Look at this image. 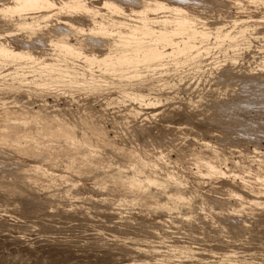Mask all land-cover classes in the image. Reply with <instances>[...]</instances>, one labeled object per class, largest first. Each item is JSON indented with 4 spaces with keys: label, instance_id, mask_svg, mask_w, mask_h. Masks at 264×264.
I'll return each mask as SVG.
<instances>
[{
    "label": "rangeland",
    "instance_id": "rangeland-1",
    "mask_svg": "<svg viewBox=\"0 0 264 264\" xmlns=\"http://www.w3.org/2000/svg\"><path fill=\"white\" fill-rule=\"evenodd\" d=\"M86 1L90 3V0L89 1L86 0ZM175 1L177 3L182 2V1L186 2L185 0H175ZM187 1H188L187 3L188 5L190 4V2L191 4L195 3L198 8H195L193 4L192 5L194 7L193 9H196V10L198 9L199 12L203 11L202 13L204 14V17L206 15L207 18H204V19L202 18V19L204 23L205 22L207 23L203 25L201 22L198 25L202 24L203 25V26L201 25L202 27H206L207 25V34L213 33L212 31L214 30H212V27L215 28L217 25L218 26L221 25V28L223 27L224 29L231 30L232 33H234L235 31L238 32L240 29H241V32L242 30H244V33L242 32L241 35L237 34L238 37H235L234 40H232V43H234L235 46L233 47L234 44L230 47L228 46L229 48L227 50L228 51L230 50L229 51L230 53L227 51L228 54L226 53V51L224 52V50L221 52V48L223 47V45L224 47H227V45L225 46V43L229 44V40L228 39L225 40L226 39L225 38V39H221L222 41H220V39L217 38L218 43H220L218 44L217 40L211 37L212 39L210 38V41H209V44L211 45L208 44V41H206L204 45L200 44V47L197 45L198 46L197 49L200 50L204 48L206 51L203 50L197 56L195 55V58L194 57L193 58L196 60H192L193 58L191 56L189 57L185 55L186 58L189 57L190 59L188 58V59L183 60L184 62L183 61H182L183 63L180 62L181 64H179L175 68L172 64H175L178 62L177 58L178 60H182L183 58H185V56L184 57L182 55L181 56L179 55L180 57L177 56L176 60L173 59L175 63L174 61H170V59L163 60L160 62L161 65L156 64L159 66L158 69L157 67H155L156 65L151 67L153 68L152 70H150L151 68L149 67L148 69L150 71H148V69L144 71L145 70L144 68V70L141 69L143 70V72H141L139 75L137 74L133 75V77H130V75L127 74L128 76L126 77L127 81L126 80L124 81L125 77L123 78L122 73L117 72L119 73V75L121 74L122 76L121 81L128 83L127 85L125 83V88L127 87L126 89H130V87L132 88V86H130V83L128 82L131 79V83L133 81L132 84L134 86L135 85H137V87L141 86L143 87L142 89H144V87L147 88L149 86L148 87L150 90L149 92H151L149 93V96L150 94L156 93V95H158L159 98L161 96V99L157 98L158 100H161V102L158 101L154 104L147 105L145 104V99L147 96L146 97L144 96L143 99L144 98L145 99L144 101H142L144 103L140 102L142 105L140 104V106H138L139 105L138 102L134 101L133 99L130 100L125 95L124 97L121 89L118 88L117 90H114L118 86H120V83H118L116 80L119 79L121 76H119L117 73H112V75L110 76V73H107L108 74V78H107V77H104V74L106 72L103 74H101L102 72H98L97 74L98 78L97 77L94 78L93 82L92 80H90L92 82V86H90L91 85L90 84L89 87H88L89 83L83 84L85 82V80H83L85 77L81 79L83 76L80 75L81 78L78 76L80 81L83 80L81 82L83 86L84 85L87 86V88L83 89L84 90L83 92H85V90H87L88 88L92 89L93 87L94 88L96 87L95 89H93V91L96 92L97 90V92H99L98 90L101 87L103 88L101 91L102 94H98L97 92L93 93L91 89L87 90L86 92L87 94L83 93L82 91L78 92L77 89H78V85H80V82H79V84L78 83H75L74 85L72 84L74 88L72 87V85L70 86L66 84L63 87L61 86L59 90L57 89V86H56V90H53V88H51L49 92L46 91L41 96V94L38 95L37 93L35 94L34 92H30V90L28 89L26 90L24 86H23V89L21 88V86H19L22 84L24 85L26 82L28 83V80H25L23 76H21V78L16 77L17 80L20 79L16 83V81L14 82V80L16 79L12 75L10 76L5 75V76L7 77V79H9L12 76L13 78L11 79L12 80L14 79L13 81L7 80L5 76H2V77L0 76L1 77L0 82L4 78L5 79L3 80L4 82L2 81L3 84L6 85L8 81L11 82L10 84H13L14 82L13 84L14 87H10L9 89V86L11 85L7 84L8 88L6 86L7 90H5L6 88H4V85L0 83L1 85L0 90L7 91L8 96H10L9 94H11L12 96V92L16 93L18 96L13 94L18 99L16 105L18 106L24 105L26 106L25 108L29 109L30 111H34L36 114H38L40 124L43 122L46 123L48 121H55L58 118H61L63 115L67 116V114H69L70 112H71L70 114H73L79 111L80 112L86 111L88 112L87 114H89V113H92V110L93 111H96L98 109L101 110L103 107L104 111L101 110V111H98L97 113V115L100 113L99 118L96 115L98 119H100V117L103 116L101 117L102 122L101 120L98 121V119H96L97 122H100L99 123L100 126L98 125L97 122L96 124L100 128L102 125V128L105 129L104 130L105 133L106 132L108 133V135H105V136L107 138L109 137L108 140L111 139L110 140L111 145L114 142H116L117 139L118 141L121 139L120 140L121 142L119 141V143L121 145L124 144L122 145V147L124 148L122 149L117 148L119 149V151L120 150L122 151V152L120 151L121 157H122V154L124 155V152H123L124 149H126L129 145L131 146L132 144L131 142L135 138L137 142H139L138 140H141L142 143L144 144L146 142H147L146 144H149L148 143L149 140H151L149 141L150 143L153 140L154 141L159 140L161 141V143L168 142L167 143L168 145L173 144L174 146L173 145L169 146V149H168L169 151L167 150L168 155H166V157L170 156L169 160L170 161L173 160L174 162H177V160L175 161V159L179 158V156L177 155H180L182 153V152L180 153V151L182 150L184 151V149H186L187 147L188 148L191 147V149L194 148L196 150H199V148L203 149L201 146H204L205 145L204 143L207 144L208 149L209 148L211 149V147L214 146L213 148L219 147V148H222L223 150L225 149V151H233L235 149V150H241V151L245 150L243 152H250L254 149H257L258 154H260V156H262L261 158H263L264 157V106H261V105L264 104V96H263L264 95V18H263L264 17L263 15L264 14V0H258V2H255V3H251L248 0H237L238 3L237 1H234V0L233 2L231 0H190V2L189 0ZM184 2L182 3L184 4ZM250 4H253V6H250ZM188 5L186 6L188 7ZM192 6H189V8ZM83 10L84 9L79 10L80 12L79 11L73 12L72 10H66L65 12L67 14L64 13V11H62L63 13L60 11L59 14L60 15L64 14L63 16L69 15L68 17L67 16L65 17L68 20L78 19L79 16L85 15L86 13L87 14L85 15V17L89 18V15H91L92 13L89 14V12H85ZM53 12L55 13V11ZM53 12L51 14L54 15L55 17H52V15H50L49 17L50 19L55 18L57 22V19L59 17L57 13L58 11H56L55 14H53ZM70 13L72 16H75V17H72ZM78 14L79 16H77ZM99 15L100 14L97 15V19H100ZM63 16H60V17H63ZM82 17L84 21L85 17L84 16ZM82 17L79 18L80 22H83L81 21ZM88 18H87V22H88ZM225 18H226V22H225ZM239 18L241 21L239 20ZM50 19L49 18L47 19L48 23L51 22V25L50 24L48 25L49 27L51 26V29H53L57 23L55 21L52 22L53 20L51 19L52 20L51 21ZM108 19L106 18L104 20L106 21ZM0 20H1L0 32L2 31V33L7 36L8 35L15 36V37L17 36L18 38L16 37V41H15V45L17 47H21V46L26 47L29 45L30 48L32 47L33 49H35L34 47L37 46L39 47V48L36 47L39 52L40 50H42L41 52H44L43 51L44 49L45 53L47 54L46 55L44 53L45 55L43 54L42 56L44 57L46 56V57L44 58L41 56L42 59L51 60L52 58H54L52 60H56V62L60 61L59 63H63L60 56L54 55L56 53H53L55 51L52 50L53 48V46L51 45L52 43L49 42L48 40L49 39L48 36L50 35L49 33L51 31L50 28L49 30H44L41 33H36V32L30 33L29 32L30 34L26 33L27 35H24V32H22L21 30L17 28H12L13 29L12 30L10 29L8 22L2 20L1 18ZM60 21L64 22V18H62ZM245 21L246 23H243ZM89 22H90V18H89ZM253 22L255 24H253ZM52 23L54 25H52ZM83 23H85L84 28H83V25L82 26L80 25L83 28L82 29L83 31L79 32L81 33L80 35L84 34L83 36H81L82 38L86 37L85 35H88L86 33H87V30L89 29L88 26L86 25V22H83ZM244 24L248 26L246 25L244 26ZM1 27L3 29H1ZM41 28L42 27H39L38 29H41ZM209 28H211L212 31H209L210 30ZM237 28H238V31H237ZM68 30L66 32H68ZM73 31L74 30H70L68 34H66L65 32V35L69 37L68 38L69 40H71V38L73 37L74 38L77 37L78 39L81 38L79 37L80 35L77 36L79 33H77V35L76 33L74 34L76 37L74 35L68 36L69 33L73 34ZM204 31H206V29ZM3 34L0 33V35H2V37L0 36L1 38L5 37ZM8 37H6V39ZM33 39H34V42L36 41L35 43L33 42ZM213 40H214V43H213ZM89 41H90L89 42L90 44L91 40L89 39ZM215 41L217 44H215ZM223 41H224V44L222 45L221 42ZM241 41H242V44H241ZM90 45L92 47L94 43L92 42ZM206 45L209 46V48H205L207 47ZM216 45L217 47H215ZM87 46L91 48L88 44ZM97 47L99 50L103 49V46L99 47L97 45ZM93 48L90 50L86 48L85 50L88 49L92 53L94 52ZM98 49H96L95 52L97 51L101 53L102 50L100 52L98 51ZM193 49H195L194 51H196V47ZM68 60L69 59H66L65 60L66 62L64 63H66V65L69 66L70 60L69 62ZM72 60L73 59H71V61ZM77 61L79 62L78 58H77ZM77 61H75V63H77ZM193 61L196 63H194ZM83 62L84 61H82L81 63ZM77 64H74L73 66L77 65V67L80 68V63H77ZM70 65H72V63ZM5 66L10 67L11 65L10 66L5 65ZM154 68H156V70ZM81 70H82V67H81ZM153 70L155 71L153 72ZM99 75H102L100 76L101 78H99ZM102 77H104V79ZM109 77L110 79L115 78V80L114 79L113 80L116 81V84L115 82H112L113 80H109ZM105 78L109 81V83L110 82L114 83L112 85L113 87L115 85H117V87L115 86L116 88H113L111 84H109L108 82L105 83V80H106ZM90 81L88 80L87 82H90ZM95 81L96 83H94ZM143 82L146 83V85ZM149 83L151 84V86L153 85L154 86L150 87ZM82 84L79 86L80 90H82L83 88ZM104 84L107 86L109 84V87L111 86V88L109 89V87L107 88L105 86L107 88L106 89L105 87H103ZM122 85L124 86V83L121 84L120 87H122ZM137 87L135 89H137ZM122 89L126 90L124 89V87ZM151 89H153L152 90L153 93ZM21 90H26V91H21ZM146 91L148 92V90ZM166 93H169V94H166ZM7 94L5 92L4 95H7ZM154 94H153V97H155ZM107 100H109L110 103ZM40 104H43V107L40 106ZM131 104L132 106L133 105L138 106L139 111L141 110L140 107H142V110L140 111L142 114H139L140 112L135 114V112H133L130 109V107H132ZM168 106L169 107L171 106V108H169ZM85 107L87 108L84 111L80 110L81 108L84 109ZM163 107H165L166 110L169 108L168 113L169 115L172 116V118L171 116L166 115L167 111L165 115H161L162 113H164V109L162 110ZM88 109L89 110L92 109L90 110L91 112L88 111ZM170 109L171 110L173 109V112ZM160 110H162V112ZM155 111L156 113L158 111L161 114L159 113L156 114ZM84 116L85 115H83V118ZM126 117H129V118H126ZM161 117L162 118L164 117V118L162 119ZM86 119L84 120L81 119L82 121L81 120H78V121L79 122L81 121V123L83 122L82 124L84 125L85 124L84 122ZM84 126H86V124ZM99 127L97 128L98 132L97 130H94V133L95 132L99 133L100 131H102V128L101 130H99L100 129ZM208 128L211 129V131L208 130L209 132H207L206 129ZM75 129L78 130V128H75ZM193 129H194V132L192 131ZM203 129H205L206 132L204 131L205 133H199L201 134V136L194 135V134H197L196 131L199 132L200 130H202L201 132H203ZM104 131L102 132V134H105ZM124 133L125 135H127V133L130 135H127L128 137L126 136V138H124L125 137L123 136ZM176 133H177V136H176ZM92 134L93 133L91 132L90 138H94L95 135L91 137ZM121 134H123L122 137H121ZM99 136L103 137L104 135L102 136L101 134H99ZM196 136L198 137L200 136V137L198 138ZM106 137L104 139H106ZM147 137L149 140L147 139ZM103 138L100 139L98 137L100 142H97L98 140L96 142H97V145L98 144L99 145L96 146V143L94 142L93 144L95 145H92L93 147L91 146V148L92 149L94 148L97 150L99 146L105 147V145L107 144L106 143L107 139L105 143H103L104 142ZM122 139H123V143H122ZM135 140L133 142H136ZM112 141L114 142L112 143ZM118 141L117 143H114L115 145L117 144L115 147L119 146ZM100 143H102L103 145ZM159 144H157V148L160 147L159 150L167 149V146H168L167 144H166V147H164L165 145L164 146L162 145L163 146L162 147ZM183 144L185 145V147L187 145V147L183 148L184 147ZM111 145L109 146L111 147ZM109 146L105 148L107 149L109 148ZM148 146H146L147 149L151 147L149 146L148 148ZM180 146H182V148ZM102 147L100 148L102 149ZM113 147L111 148L113 149ZM92 149L88 150V151H91L92 154L96 152L98 153L101 150V149L100 150L98 149L99 151L95 150L96 151L95 152L94 149L93 150ZM106 149L101 150L104 152V153L101 152L102 155L106 153L105 152ZM5 150H7L5 147H0V184H1L0 185V191H1L0 192V264H264V210H263L264 207H261V205H259L260 206L259 208L258 204H256L257 207L254 206L255 208L253 207L251 211L244 210V211L239 212L235 210L236 209L235 205L238 203L239 199L238 198L235 199L237 195L235 196V194H233L234 191L231 194V191L233 189L231 186L232 185L236 186L234 184L235 182L237 184L238 180H240L239 175L233 176V174L229 172L223 173L219 175L217 178L212 179V181L214 182L213 185L210 181H207V180L202 181L201 183L196 182V180L194 179V176L196 175L193 173L196 170V165L194 164L195 165L194 167L192 163H190L192 165H189V163L185 164L186 162H184V160L186 161L187 159L185 158L187 157L184 158L182 156L184 152L186 154L188 149H186V151H184L180 155V158H179L180 160H178L179 161L178 164L177 163L175 164H177L178 168L181 166L182 163H183V167L188 165L187 166L188 170H189V167H192V166L193 167L190 168L191 170L186 171L187 172L186 178L184 175H181L183 177H181L182 179H180V182L182 180L181 183L183 182L184 183L183 184L178 183L175 186H177L179 189L189 192L193 186L194 188L193 190L191 189L192 191H194V189L200 184L201 186L205 188V189L202 188V190H204V193H201L202 196L200 197H199V195H201L200 193L192 196L194 197L193 201L192 200L190 201L191 203L189 204L190 206L188 205L189 207L186 206L189 209H186L184 205L183 208L181 207L182 209L173 207L168 210L166 209L167 211L157 210V208L161 207L160 201L164 202L165 200L170 199L167 195V192L161 193L158 197L150 198V200L148 201L145 200V202L137 199L136 201H134L136 203H133L134 205L137 204L136 206H134L132 203H126V202L125 203L123 202L121 205V202L118 203V199L115 198L116 196L112 195V193L109 196L108 195L109 192L107 190L105 191V189L108 187H115V186L118 187V185L120 184L119 181L115 183L116 179L113 180L112 181L113 183H111V186H109L110 185L109 182L108 183L106 182L107 184L104 183L108 186L106 188L104 187L106 185L103 184V186H101L99 183H96L97 178L95 180V177L99 175L100 171L98 172L97 171L98 169H95L94 173L96 175L94 177L92 176L94 173L92 174L91 173L92 171L89 168L92 167L93 169V168H96V166L98 168L99 165L95 164L96 166L94 167L93 162H91L92 163L91 164V163H87V161L89 160V158L98 159L96 160L97 162H100L99 160H101V162L99 163L100 165L104 163L103 165H105L104 166L105 168L106 166L109 167L107 168V170L105 168H104L105 170L103 168H102L103 170L99 168V170H102L103 172V173L101 172V176L107 175L108 171L110 172L112 168H114V166H117L118 164L117 161H116L117 164L114 163L115 160L113 159V156L110 157L111 156L110 154L114 155L116 153V151H114L116 150V148L113 150L114 153H112L113 151L111 150L112 152H110V154H108L109 152H107L109 156L106 154V156H108L111 160L113 159L112 160L113 162L111 163L108 157L106 158L109 160V162L106 159L103 160L104 156L101 159L100 156L102 155H99L100 153L97 156L96 154L94 155L91 154L90 157L88 158L89 153L88 151H85L83 153V150H84L83 148V150H81L80 152L81 156L79 154L80 160L78 159L79 160L78 162L84 165L83 166L81 164L82 165L81 170H83L84 168V172H83L84 176L85 174L87 176L86 182L85 180L79 181L78 184L75 185L76 187H72V190L69 191V194L67 193V195L63 198L62 197L60 198L57 195L59 199L57 198V201H55V203H53L54 201L52 202L49 200L54 199L55 198L54 195L57 193H52V189L51 191L47 189V187L45 186V183L47 184V182L46 181L41 182L39 179L33 178L32 183H34V185L33 184L31 185L30 178L29 177L26 178L24 175L26 173L25 172L23 174L19 173L20 171H23L24 169L23 167L24 162L22 163L23 160L21 156H18L21 159L16 158V156H13L12 154L11 155L9 153H8L9 155L6 154ZM144 151H146L145 147H144ZM142 152H143V149H142ZM142 152L141 154L140 153L138 154L144 155V152L143 153ZM116 154H118L117 156L118 161L119 159H122V158H118L119 153H116ZM233 155H234V158L233 159L231 158L232 160L226 159L227 162L225 160H224L225 162L223 161L225 165L227 164L226 166L222 165L223 164L222 162L220 163V166L222 165L221 168L223 170L226 169V167L229 168L230 166H232L233 163H235L238 160L237 155L236 154H233ZM93 156H96V158ZM181 157L182 159L183 158L184 159L182 160ZM81 159L83 162L81 161ZM63 160H66L65 156L64 157L58 156V158L56 159L55 167L58 168L59 165L62 164ZM84 160L85 161L87 160V161L85 162ZM254 160L257 161L256 158ZM18 161L20 163L16 164V162L18 163ZM180 161H181V164H180ZM84 162L88 166H86ZM107 162L111 164V166L110 165L108 166ZM112 163H114V165ZM120 164H122V160ZM120 164L118 166H121ZM183 167H181L180 169L182 170ZM184 169L185 168H183V170ZM81 170L79 167L80 172H82ZM13 171L15 172V175ZM16 171H18L19 174L16 173ZM104 171L106 174H104ZM11 172H13V174ZM80 172L79 174H83ZM177 172L178 170H176V173ZM188 172H190V174ZM72 173L73 175H76V172H73V171H67V172H64L63 174L65 176H73ZM16 174L18 176H16ZM27 174L26 176L30 175V173H27ZM19 177L21 178V180L18 181ZM91 177H94L93 178L94 181L91 179L92 184L95 182L93 185H91V183L89 182L91 181L90 180ZM25 178L27 179V181L29 179L30 184L27 183ZM36 180L40 181L41 184L37 182ZM23 181H25L26 184L23 183ZM252 181H247V184L244 185L245 187L243 185H239L237 186V188L245 196L247 194L249 195L250 193L254 192L253 191L254 187L249 186L250 184L252 186ZM3 182L4 184H8L9 186L3 185L2 184ZM12 182L14 185H16L15 187L12 184ZM14 182H17V183L21 182V183L16 184ZM207 182L211 184L210 186L211 188L208 186ZM20 184H22L25 187V189L23 188V186H20ZM229 184H231V186H229ZM43 185L46 187V189L45 187H43ZM48 185L54 187V184L50 183ZM6 187L7 188L10 187V188L7 189ZM100 187H103V189H101ZM15 188L17 190H15ZM223 188L225 190L226 189L228 190H226L225 192ZM3 189L4 190L6 189V190L4 191ZM229 190H230V193H228ZM216 192L218 194H221L222 196L219 195L220 197L219 198ZM223 192L226 194H224ZM73 193H76V194H73ZM2 194L4 195V197ZM12 194L14 195L13 197L11 196ZM108 197H112L110 198L111 200L108 199ZM58 200L60 202H58ZM108 200L112 203L108 202ZM201 200L203 201L200 203H197ZM195 202L197 203L196 205L194 204ZM147 204H150V205L148 206ZM110 206L114 208L112 209V207ZM152 230H153V234H152ZM180 248L183 249V251ZM185 250L187 252H185Z\"/></svg>",
    "mask_w": 264,
    "mask_h": 264
},
{
    "label": "bare ground",
    "instance_id": "bare-ground-1",
    "mask_svg": "<svg viewBox=\"0 0 264 264\" xmlns=\"http://www.w3.org/2000/svg\"><path fill=\"white\" fill-rule=\"evenodd\" d=\"M92 1L90 0V3H89L86 0H0V18L2 20H4V21L9 23L10 29L17 28V29L21 30L22 32H24V35H27L29 32L30 33H32V32L33 33L34 32L41 33L44 30H49V28L51 29V26L49 27V25H48V24L51 25V22L48 23L47 19L48 18L50 19L49 16L52 15L51 13L53 11H55V13H56V11H58L57 13H58L59 17H58V19L56 18L57 22H56L55 18L54 19L51 18L53 21L50 19L52 22L55 21L57 24L54 26L53 29H51V31L49 33L50 35L48 34L49 35L48 36V38H49L48 40H49V42L52 43L51 44L53 46L52 50L55 51L53 53H56L54 55L60 56L61 60L63 61V63H59L60 61L56 62V60H52V59H54V58H52L53 57L52 53H51V55H52V57H51L52 59L51 60L42 59L41 56L45 53V50L42 48L44 52H41L42 50H40V49H39L40 50V52H39L37 50V48H39V47H37V46H35V47L33 46L35 49H33L31 47L33 50L30 48L29 45L28 46L25 45L26 47H23V46L17 47L15 45V41H16V37L17 36L15 37V36H9L8 35L9 36L8 37L7 35L3 34L2 31H1L0 33L3 34L5 37L1 38L2 35H0L1 36L0 37V76L2 77V76H5V75H9V76L12 75L15 79H16V77L17 78H21V76H23L25 80H28V83L26 82L24 85L22 84V85H19V86H21L22 89H23V86H24V88L26 90L28 89V90H30V92H34L35 94L37 93L38 95L41 94V96H42V94L45 93L46 91L49 92V90L51 88H53V90H56V86H57V89L60 90L61 86L63 87L66 84L71 86L72 84L73 85L75 83L79 84V82H80V85H81L82 84L81 82L83 80H85V82L83 84L89 83L88 87H89L90 84H91L90 86H92V82L94 81V78H96V77L98 78V75H97L98 72H102L101 74H103L105 72H106L105 74L110 73V76L112 75V73L120 72V73H122L123 78L124 77L125 78L128 77L127 74L130 75V77H133V75H136V74L139 75L141 72H143L144 68H145L144 71H146L149 67L151 68V67L155 66L156 64H160V62L163 61V60H169L170 59V61H174L173 59L176 60V57L177 56L180 57L181 55L183 57L186 55V56H189V57L191 56L192 58L193 57L195 58V55L197 56L198 54L201 53V51H203V50L206 51L204 48H202V46H201L202 49H200V50L197 49L198 46L200 47V44L204 45V43H206V41H208V44H209V41H210L211 37L215 38V40H217V38H218V39H220V41H222L221 39H225V38H226L225 40L228 39L229 40V44L225 43V46L227 45V47H224V45H223L224 41L221 42L222 45H223V47L221 48V52L224 50V52L226 51V53L228 54V52L230 50L228 51L227 49L234 44V43H232V40H234L235 37H238L237 34L241 35L242 32L244 33V30H242V32H241V29L238 31V28H237L238 32H236L234 30L236 33L235 32L232 33L231 30L224 29L223 27L221 28V25H219L220 27L217 25L215 28L212 27V30H214V31H212L211 28H209L210 30L208 29L209 31H212L213 33L207 34V25H206V27H202L205 23H207V22H205V23L203 22V19L207 18V17H206V15L204 17V14L202 13L203 11L199 12L198 9H197L198 11L196 9H193L194 7L195 8H198V7L196 6L195 3H193L194 4V7H193L192 6L193 4H191L190 0H189V2H190L191 5L187 4L188 3L187 0H185L186 2L182 1V2H184V4L182 2L177 3L175 0H95V1L92 0ZM231 1L233 2V0H231ZM234 1H237V0H234ZM248 1H250L251 3L258 2V0H248ZM237 3H238V1H237ZM186 5H188V7ZM189 6H192V7L189 8ZM250 6H253V4H250ZM81 9H84L83 11H85V12H89V14L92 13L91 15H89L90 22H89V18L87 17L88 18V22H87V18L85 17V15L87 13L85 15H82V16L85 17L84 21H83V17L79 16V14L77 15V16H79L78 19H74L73 18L74 20L71 19L72 21L70 19L68 20L67 18H65L67 15L63 16L64 14L63 15L59 14L60 11L61 12L64 11V13H66L65 12L66 10H72L73 12H75V11H79ZM55 13L53 12V14H55ZM71 13H70V15H71ZM98 14H100L99 15L100 19H97V15ZM199 14L202 15V16H200ZM249 15H251V14H249ZM60 16H63V17H60ZM52 17H55V16L52 15ZM72 17H75V16H72ZM80 17H82L81 21L86 22V25L89 28L88 29L86 27L89 31L87 30L86 34H88V35H85L86 37H84V38L81 37L84 34L80 35L81 33H79V32L83 31L82 29L84 28V24H85L83 22H80V19H79ZM105 17L107 19L108 18H110V19L105 21L104 20V19H106ZM62 18H64V22L60 21ZM77 20H79V21H77ZM239 20H240V18H239ZM0 22H1V20H0ZM201 22H202L203 25L202 24H201L202 26L198 25ZM225 22H226V18H225ZM228 23H229V21H228ZM240 23H242V22H240ZM243 23H246V21L243 22ZM248 24H249V22H248ZM253 24H255V23L253 22ZM52 25H54V24L52 23ZM80 25L81 26L83 25V28ZM245 25L246 24H244V26ZM47 26H48V28H47ZM246 26H248V25H246ZM39 27H42L41 29H43V30L38 29ZM1 29H3V28L1 27ZM205 29H206V31H204ZM261 29H262V27H261ZM67 30H68V32L70 30L76 31V32L73 31V34L69 33L68 36H70V35L73 36L75 33L77 35V33H79L77 36L80 35L79 37H81V38L78 39L74 35L76 38L73 37L74 38L73 39V38L70 37L72 41L69 40L68 39L69 37H67V35H65V32ZM68 32H66V34H68ZM4 33H6V32H4ZM6 37H8V38L6 39ZM87 38H88V40H87ZM34 39H33V42H34ZM89 39L91 40V43L92 42L94 43L95 47H94V45H92V47H91V45H90L91 43L89 44V42H90ZM244 42H243V44H244ZM95 43H97V44H95ZM213 43H214V40H213ZM213 43H212V45H213ZM217 43H218V40H217ZM217 43L215 41V44H217ZM87 44L91 48H89L87 46ZM218 44H220V43H218ZM241 44H242V41H241ZM97 45L99 47L103 46V49L100 48L102 50V52H101V50L98 49ZM209 45H211V44H209ZM234 46H235V44L233 45V47ZM83 47H84V49H83ZM195 47H196V51L197 52L194 51L195 49H193ZM215 47H217V45ZM86 48H88L89 50L93 48L94 52L91 53V51H89L88 49L85 50ZM205 48H209V46H207ZM96 49H98V51H100L101 53L96 51L97 53H99V54H97L95 52ZM219 51H220V49H219ZM47 53H48V51H47ZM186 56L182 60H178V58H177L178 62L175 63V61H174L175 64H172L174 66V68L177 67L179 64L183 63L184 62L183 60L189 58V57L186 58ZM42 57H44V56H42ZM77 58H78L79 62L77 61ZM181 58H179V59H181ZM194 58L192 60H196ZM66 59H69L70 62H69V60H68V62L70 64L72 63V65H70V64H69V66L66 65V63H64V62H66L65 61ZM71 59H73L74 61L73 60L71 61ZM75 61H77V63H80V68L77 67V65H79V64L75 63ZM82 61H84L83 62L84 64L81 63ZM73 63L77 64V65L73 66L74 65ZM168 63H169V61H168ZM194 63H196V62H194ZM81 64H82V66H81ZM5 65H7V66L11 65V66L10 67H6ZM3 67H5V68H3ZM81 67H82V70H81ZM155 67H157V69L159 68L158 65H156ZM141 69H143V70H141ZM152 69L153 68H151L150 70H152ZM154 69L156 70V68H154ZM150 70L148 69V71H150ZM155 70H153V72ZM85 72H87V73H85ZM123 73H124V75H123ZM105 74H104V77L108 78V74L107 75H105ZM117 74L119 75V73H117ZM80 75H82L83 77L81 78ZM12 76L9 79H7L6 76L5 77H6L7 80L13 81L14 79L13 80L11 79V78H13ZM78 76L81 79H83L84 77L85 78L80 81ZM100 76H102V75H99V78H101ZM119 76H121V74ZM122 76L120 78L118 77L119 79L116 80L118 83H120V86H121V84L124 83V86L122 85V87H120V86L117 87V85H115L117 87L116 88L115 86L114 87L112 86L114 84L112 82H115V84H116V81H114L115 78H113V77L112 78L114 80L110 79V77H109V80H113L110 83L105 78L107 80V81L105 80V83L108 82L109 84H111V86L113 88H116L114 90H117L118 88L121 89L122 92H123V96L125 95L130 100L133 99L134 101L138 102L139 103L138 106H140V104H141L140 102L144 101V99H145V98L143 99L144 96L145 97L147 96L146 99H145V104H147V105L154 104V103H156L158 101L161 102V100L157 99V98H159L158 95H156V93L155 94L153 93V91H152L153 89H151V91L155 95V97H153V94H150V96H149V93H151V92H149L150 91L149 88H148L149 86L147 88L144 87L145 91H144V89H142L143 87H141V86L137 87V85H135L137 87V89H135L136 87L132 84L133 81L131 83V79L130 78H128V79H130V81H128V82L130 83V86H132V88L133 87H135V88L132 89L130 87V89H126L127 87L125 88V83H126V85L128 83L121 81ZM104 77H102V78L104 79ZM125 78H124V81L125 80L127 81V78L126 79ZM3 80H5V79L3 78L2 81ZM19 80L16 79V80H14V82L16 81V83H17ZM88 80L89 81L92 80V82L91 81L87 82ZM100 80H102V79H100ZM132 80H133V78H132ZM2 81L0 82L1 84H3ZM14 82H13V84H14ZM10 83L11 82H9V81L7 82V84L11 85V86H9V89H10V87H14V85L10 84ZM94 83H96V81ZM7 84L6 85L3 84L4 88H6V86L8 88ZM83 84H82V86H83ZM109 84H108V86L104 84L103 87L106 86L108 88ZM144 84L146 85V83H144ZM73 85H72V87H73ZM80 85H78V89L77 90H78V92L79 91L83 92L84 91L83 89L87 88V86L84 85L85 87L83 86V88L81 86L82 90H80V88H79ZM138 85H139V83H138ZM111 86L109 87V89L111 88ZM153 86H151V84H150V87H153ZM75 87H77V86H75ZM123 87L126 90H123L122 89ZM7 88L5 90H7ZM95 88L93 87L92 89L91 88H88V89H91L93 91V89H95ZM100 88L98 90L99 92H97V90H96V92L98 94H102L101 91H102L103 88H101V90H100ZM5 90H0V147H5L7 149V150H5L6 154H8V153L10 155L12 154L13 156H16V158H19L18 156H21V158L23 160L22 163L24 162V164H23L24 165L23 166L24 169H23V171H20L19 173L20 174L21 173L23 174L24 172L26 174L30 173L29 176H26V174H24V175H25L26 178L27 177L30 178L31 185L32 184L34 185V183H32V179L33 178L39 179L41 182H44V181L47 182V184L45 183V186L47 187V189H49V191H51V189H52V193H57V194L54 195L55 196L54 199L49 200V201H52V202L54 201L53 203H55V201H57L58 197H60V198L62 197L63 198V197H65L67 195V193L69 194V191L72 190V187H76L75 185L78 184L79 181L85 180V182H86L87 176H86V174L84 176V173H83L84 172V168H83V170H81L82 169L81 166L83 164L78 162L80 160L79 159V154H80L81 150H83V148H84L83 153L85 151H88L89 149H92L91 146L95 145V144H93L94 142L96 143V146H98L99 144L97 145V142H100L98 137L100 139H102L105 135H108L107 132H106L107 134L105 133V131H104L105 129L102 128V125H101L102 131L97 133L98 132L97 128L100 126V124H99L100 122L96 121V119L99 118V114L100 113L98 115H97V113H98V111H101V110L104 111V108L102 107L101 110H99V109L96 110L97 112L93 111L92 109H90V110H92V113H89V114H87L88 112H86V111H85L86 113L85 112H80V111L77 112L76 111L77 113H73V114H70L71 113L70 112L69 114H67V116L63 115L61 118H58L55 121H48L46 123L43 122V123L40 124L39 123L38 114H36L34 111H30L29 109L25 108L26 106H24V105H20V106L16 105L18 99L13 94H15V95H17V94L12 92V96H11V94H9L10 96H8L7 91H5ZM26 90H21V91H26ZM87 90H85V92H83V93H86ZM146 90H148V92ZM5 92H6L7 95H4ZM94 92L95 91H93V93ZM166 92H167V90H166ZM34 93H32V94H34ZM83 93H81V94H83ZM166 94H169V93H166ZM163 97H164V95H163ZM107 99H109V98H107ZM159 99H161V96H160ZM107 101L109 102V100H107ZM42 103H44V102H42ZM133 103H135V102H133ZM142 103H144V102H142ZM258 104H260V103H258ZM87 105H89V104H87ZM40 106L43 107V104H40ZM131 106H132V104H131ZM138 106H134L133 105L132 107H130V109L133 112H135V114L139 113L142 110V107H140L141 110L139 111V109H138L139 107ZM171 106L170 107L168 106V107L171 108ZM261 106H264V104L261 105ZM44 107H46V106H44ZM143 107H145V106H143ZM86 108L87 107H85L84 109L81 108L80 110L84 111ZM163 109H164V113L161 114L158 111H157V113H159L161 115H165L166 111L168 113V109L166 110L165 107H163L162 110ZM90 110L88 109V111H90ZM162 110H160V111L162 112ZM132 111H130V112H132ZM171 111L173 112V109ZM94 112H96V113H94ZM155 113H156V111H155ZM167 113H166V115L168 116L169 113L168 114ZM128 114H130V113H128ZM139 114H142V113L140 112ZM83 115H85L88 120L85 118V116L83 118ZM96 115L98 116V118H97ZM169 116H171V115H169ZM101 117H103V116H101ZM101 117H100V119H98V121L101 120ZM134 117H135V115H134ZM80 118L83 119V120L86 119L85 122H84L86 124V126H84L85 124L84 125L82 124L83 122L81 123L82 120ZM126 118H129V117H126ZM171 118H172V116H171ZM78 120H81V121L79 122ZM77 121H78V123H77ZM96 122L98 123L99 126H97ZM101 122H102V120H101ZM79 123H81L82 125L79 124ZM163 124H164V122H163ZM80 125H81V127H80ZM76 126H78V127H76ZM79 127H80V129H79ZM75 128H78V130H76ZM94 128H96V129H94ZM101 128L99 130H101ZM209 128L206 129L207 132L211 131V129H209ZM188 129H190V128H188ZM94 130H97V132H95L96 134L94 133ZM103 131H104L105 134H102ZM192 131L194 132V129ZM201 131L202 130H200L199 132L196 131L197 134H194V133L193 134L201 136V134H199V133H205L206 132L205 129H203V132H201ZM91 132L93 133L91 137H93V135H95L94 138H90ZM99 134H101L102 136L104 135V136L101 137V136H99ZM122 135L123 134H121V137H122ZM127 135H130V134L127 133ZM127 135H125V133H124V135H123V136H125L124 138H126ZM176 136H177V133H176ZM196 137H198V136H196ZM104 138H103V140H104L103 143H105V141L107 139V141H106L107 144L105 145V147H108L109 145H111V141H110L111 139L108 140L109 137L108 138L106 137V139H104ZM123 139H122V143H123ZM147 139H148V137H147ZM134 140H135V138L133 139V141ZM117 141H118V139H117ZM117 141L116 142L112 141V143L113 142L117 143ZM119 141H118V143H119ZM133 141L131 142L132 143L131 146L129 145L127 148L125 146L126 149H124V151H123L124 155L122 154V157H121V152L122 151L120 150L121 151L120 152L119 149L124 148V147H122V145H124V144L121 145L120 143L118 144L119 145L118 147H115L117 144L115 145L114 143L111 145V147H113V145H114L116 150H114L115 149L114 147L112 149L109 146V148H111V149H109V148H107V149H109L110 151L107 150L104 146L103 147L99 146L97 148V150L98 149L100 150L101 149L100 147H102V149H106L105 150L106 153L104 155H102V153H101V152H103V151H101L102 149L100 150V152L97 153L96 152L97 150L93 148L94 151L96 150L95 151L96 153H93V154H92L91 151H88V153H89L88 154V158L90 157L91 154L92 155L96 154V156H97L100 153L99 155H102V156H100L101 159L104 156L103 160L106 159L108 162H109L108 159H110L108 157L109 156L108 154H110V152H112L114 150V151H116V153H119V157L118 158H122V159H119L120 163H121V160H122V164H120L118 159H117L118 154H116V153L114 155L110 154L111 155L110 157L113 156V159L115 160L114 163H116V161H117L118 164L116 163L117 166H114V168L111 167L112 170H114V171L109 169L111 171L110 172L108 171L107 175H104V176L102 175L101 176V172L105 168L104 167L105 165H103L104 163L101 164V165L99 164L101 162V160H99L100 162L96 161L98 159H93V158H89L88 161L86 160L87 163L93 162V166L94 167L96 166L95 164L99 165L98 168L96 166V168L92 169V167H91L92 165L90 166L91 168H89L92 171L91 172L89 170L92 174L95 172V169H98L97 170L98 172L100 171L99 175H97V177H95V175H96L95 173L92 175V176L95 177V180L97 178L96 183H99L101 186H103L104 183H106V182L108 183L109 182L110 183L109 186H111V183H113L112 181L115 180V179H116L115 183H117V181L120 182V184L118 182V184H119L118 187H116V186L115 187H108L106 185L107 183L104 184V185H106L104 187L105 188L108 187V188L105 189V191L107 190L109 192L108 193L109 196H110L111 193H112V195L116 196L115 198L118 199V203L121 202V205H122L123 202L124 203L125 202L126 203H132V204L136 203L134 201H136L137 199L140 200V201L145 202V200L148 201V200H150V198L158 197L161 193L167 192V195H168V197L170 199L165 200L164 202L160 201V206L161 207L157 208V210L165 211L166 209L168 210V209H171L173 207H177V208H181L182 207L183 208L184 205H185V207L186 206L189 207L190 206L189 204L191 203L190 201L191 200L193 201V198H194L192 196H194V195H196L198 193H200V194L204 193V190H202V188H204V187L199 184L194 189V191H192L193 188H194V186H193L191 188L192 190L190 189L189 192L188 191L186 192L185 190L179 189L177 186H175L178 183L180 184L182 182V180L180 182V179H182L181 177H183L181 175H184L185 178H186V175H187L186 171L188 170V167H187L188 165L183 167V163L181 164V161H180L181 166L178 168L177 164L179 162L178 160H180L179 159L180 155L184 151H186V149H188L186 154L184 152V154L182 156L184 158L187 157V158H185L187 160L186 161L184 160V162H186L185 164H188V163H189V165L193 164L194 167L196 165V170L195 171L193 170L194 172L192 171L197 176V177L194 176V179L196 180V182H200L201 183L202 181L207 180V181H210L212 183V185H213L214 182L212 181V179L217 178L219 175H221L223 173H226V172L228 173L229 172V173L233 174V176H235V175L238 176L239 175L240 180H238V182L239 181L240 182L239 183L237 182V184L235 182L234 185H236V186H233V185L231 186V184H229V186H231L233 188L232 191H231V194L234 191L233 194H235V196L237 195L235 197V199L236 198L239 199V200L237 199L238 203L235 205L236 206L235 210L239 211V212L244 211V210L251 211V209L254 206H256V204H258L259 208H260L259 205H261V207H264V157L261 158L262 156H260V154H258L257 149H254V150H252L250 152H243L245 150L241 151V150H235V149L234 150L232 149L233 151H225V149L223 150L222 148H219V147L213 148L214 146L211 147V149L210 148L208 149L207 148V144L204 143L205 145L201 146L203 149L199 148V150H196L194 148L191 149V147L188 148L187 145H186V147H187L186 148L185 145L183 144L184 145L183 148H186V149H184V151L183 150L180 151V153L181 152L182 153L180 155H177V156H179V158L177 157L178 159H175V161L177 160V162H174L172 159H171L172 161L169 160L170 156L166 157V155H168L167 150L169 149V146H172L173 144L168 145L167 144L168 142L167 143L166 142L165 143L164 142L161 143V141H159V140L158 141L157 140H155V141L153 140L150 143L149 141H151V140H149L148 141L149 144H146L147 143L146 142L145 143L146 145H145L144 143H142L141 140H138L139 142H137V140H135L136 142H133ZM159 143H161V144H159ZM100 144H102V143H100ZM157 144H159L161 146L165 145L164 147H166V144H167L168 146H167L166 150L165 149H162V150L160 149L159 150L160 147L158 146L159 148H157ZM120 145H121V147H120ZM148 145L151 146V147L149 148ZM143 146L146 148L147 152L144 151V147ZM146 146H148L149 149H147ZM180 147L182 148V146H180ZM117 148H119V149H117ZM156 148H157V150H156ZM3 149H2V151H3ZM142 149H143L144 155L143 154L139 155L138 153L141 154ZM140 150H141V152H140ZM114 151L112 153H114ZM107 152H109V153L107 154ZM106 154L108 156H106ZM233 154L237 155L238 160L235 163H233L232 166H230L231 168L230 167L229 168L226 167V169L223 170L221 168L222 165H225L223 163V161L224 160L226 161V159L227 160H229L231 158L233 159L234 158ZM63 155L65 156L66 160H63L62 164L59 165L58 168H56L55 167L56 166V159L58 158V156L64 157ZM115 155H116V157H115ZM232 155H233V157H232ZM80 156H81V154H80ZM96 156H93V157L96 158ZM106 157H108V159ZM21 158H19V159H21ZM255 158L257 159V161L254 160ZM181 159H182V157H181ZM112 160L110 159V163L113 162ZM81 161H82V159H81ZM221 162L223 164L220 166ZM14 163H15V161H14ZM19 163H20L19 161H18V163L16 162V164H19ZM114 163H112V164L114 165ZM175 163H177V164H175ZM190 163H192V164H190ZM119 164L121 166H118ZM109 165L111 166V164L108 163V166ZM57 166H58V164H57ZM86 166H88V165L86 164ZM79 167H80V170L82 172L79 171ZM181 167H183L185 169L183 170V168H182V170H181L180 169ZM192 167H189V170H191L190 168H192ZM99 168L100 169L103 168V169L99 170ZM107 168H109V167L106 166L105 169L107 170ZM176 170H178L177 173H176ZM18 171H16V173H18ZM67 171L76 172V175H73V173H72L73 176H65L63 173L67 172ZM13 172H11V173L13 174ZM79 172L83 173V174H79ZM188 173L190 174V172H188ZM104 174H106L105 171H104ZM251 174H253V175H251ZM14 175H15V172H14ZM16 176H18V175L16 174ZM20 177H22V176H20ZM94 177H91L90 180L92 179L94 181V179H93ZM19 178H18V181L21 180V178L20 179ZM185 178H183V179H185ZM23 179H24V177H23ZM92 180L89 181V182L91 183ZM26 181H27V179H26ZM40 181H37V182L40 183ZM247 181H252V186H251V184L249 186L250 187H254V190H253L254 192L250 193L249 195L247 194L245 196L243 193H241V191H239L237 186H239V185H243L244 186L245 184H247ZM14 183L19 184L21 182H19V183L14 182ZM23 183H25V181H23ZM27 183L30 184L29 179H28ZM50 183L54 184V187L49 186L48 184H50ZM183 183H181V184H183ZM2 184L9 186L8 184H4V182ZM12 184H13V182H12ZM22 184H20V186H23ZM93 184L91 183V185H93ZM207 184H208L209 187L211 186V184H209L208 182H207ZM15 186L16 185H14V187ZM45 186L43 185V187H45ZM11 187H13V186H11ZM46 187H45V189H46ZM8 188H10V187H8ZM23 188L25 189L24 186H23ZM23 188H21V189H23ZM100 188L103 189V187H100ZM15 190H17V189L15 188ZM226 190H228V189H226ZM226 190H225V192H226ZM88 191H86V192H88ZM105 191H104V193H105ZM2 193H3V191H2ZM228 193H230V190H229ZM228 193H227V195H228ZM73 194H76V193H73ZM117 194H118V196H117ZM224 194H226V193H224ZM57 195H58V197H57ZM219 195L222 196L221 194H218V197H219ZM11 196L13 197L14 195L12 194ZM200 196H202V194L199 195V197ZM3 197H4V195H3ZM110 198H112V197H108V199H110ZM68 201H70V200H68ZM68 201H67V203H68ZM202 201L203 200H201V201H199L197 203H200ZM58 202H60V201L58 200ZM108 202H110V201L108 200ZM110 203H112V202H110ZM197 203L195 202L194 204L196 205ZM205 203H204V205H205ZM141 204H142V202H141ZM136 205L137 204H135L134 206H136ZM147 205L149 206L150 204H147ZM199 206H200V204H199ZM110 207H112V206H110ZM187 207H186V209H189ZM113 208L114 207H112V209ZM118 208H116V209H118ZM175 212H177V211H175ZM209 212H211V211H209ZM152 234H153V230H152ZM135 244H133V245H135ZM181 250L183 251V249H181ZM186 250H185V252H187ZM169 255H171V254H169Z\"/></svg>",
    "mask_w": 264,
    "mask_h": 264
}]
</instances>
